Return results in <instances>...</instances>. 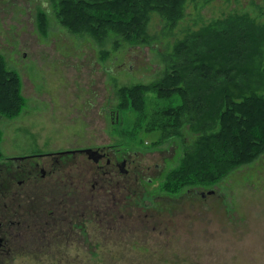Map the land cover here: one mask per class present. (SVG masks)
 Listing matches in <instances>:
<instances>
[{
    "label": "rangeland",
    "instance_id": "obj_1",
    "mask_svg": "<svg viewBox=\"0 0 264 264\" xmlns=\"http://www.w3.org/2000/svg\"><path fill=\"white\" fill-rule=\"evenodd\" d=\"M40 9L49 13L46 36L37 27ZM230 14L246 15L263 25L264 0H191L186 17L173 31L153 13L148 46L123 43L116 51L110 41L104 46L110 56L104 60L101 46L91 37L74 35L60 24L50 0H0V52L20 74L27 100L18 118L0 117L4 156L111 146L113 151L106 150L113 161L116 152L129 157L126 175L117 167L98 169L83 153L58 164L51 155L37 158L50 176L45 188L54 190L49 199L45 197L46 203L73 192L74 187L81 189L82 181L77 180L86 170V176L92 175L93 167L98 173L87 184L93 191L103 188L108 195L122 188L128 196L119 207L123 209L107 211L113 214L109 224L110 215L103 220L107 232H76L70 253L80 257L71 258L70 264H81L82 258L85 264H101L102 259L108 264H264V155L214 187L169 195L160 184L179 164L183 148L195 135L186 126L183 138L172 137L156 147L159 136L144 129L154 112L175 106L177 99L148 94L147 115L142 120L135 113L126 115L125 110L120 117L118 111L119 87L160 80L178 40ZM144 139L146 144L138 143ZM108 170L115 173L107 175ZM70 179L71 186L67 183ZM150 179L155 181L149 185ZM73 202L74 196L67 195L56 208L65 211ZM162 246L170 247V252L177 249V257L164 255ZM12 264L35 262L25 257Z\"/></svg>",
    "mask_w": 264,
    "mask_h": 264
},
{
    "label": "trees",
    "instance_id": "obj_2",
    "mask_svg": "<svg viewBox=\"0 0 264 264\" xmlns=\"http://www.w3.org/2000/svg\"><path fill=\"white\" fill-rule=\"evenodd\" d=\"M50 1L60 24L74 35L91 37L107 59L110 51L104 46L110 41L116 51L123 43L148 46L153 13L161 16L166 29L175 30L186 17L191 0ZM49 20L48 11L40 9L37 27L45 36ZM211 22L175 43L160 80L117 90L120 117L125 110L126 115L137 114L139 120L147 115L148 94L177 99L175 106L157 110L147 120L144 131L159 136L156 147L172 137L183 138L186 126L195 135L183 148L179 164L160 184L169 195L214 187L264 155V24L240 14ZM26 103L20 74L0 52V117L18 118ZM2 134L0 131V159L4 158ZM138 143L144 145L146 140ZM168 249L162 246L160 251L177 257V249ZM101 264L108 263L102 259Z\"/></svg>",
    "mask_w": 264,
    "mask_h": 264
},
{
    "label": "flooded vegetation",
    "instance_id": "obj_3",
    "mask_svg": "<svg viewBox=\"0 0 264 264\" xmlns=\"http://www.w3.org/2000/svg\"><path fill=\"white\" fill-rule=\"evenodd\" d=\"M106 149L114 150L111 146L104 150H97L99 154L95 157L83 151L86 149H80L54 154L4 156L0 159V264H12L15 259L25 257L32 259L35 264H46L48 261L50 264H58L55 260L70 264L71 258L80 257L70 253V248L76 241V232L81 231L83 235H89L91 231L107 232L103 223L106 215L111 214L107 211L123 209L119 207L128 199L122 188L117 194L108 195L103 188H100L98 192L93 191V187L87 186L93 181L96 172L98 173L97 168L93 167L92 175L86 176L88 173L86 170L77 180V182L82 181L81 189L76 190L74 187L73 192L68 191L58 198L54 197L53 200L58 199V203H53L52 199L46 203L45 197L48 198L50 193L54 194V190L45 188L49 182L45 180L50 176L45 169L41 168V162L37 160V158L45 159L51 155L54 163L58 164L70 158V155L83 153L98 166V169L117 167L122 174L129 173L126 169L129 157L116 152L113 161ZM104 159L107 161L103 167L100 163ZM120 161L123 162L120 163ZM105 173L112 176L115 171L108 170ZM40 180L45 182L42 183ZM153 181L155 180L150 179L149 185ZM67 183L71 186L73 182L70 179ZM64 184L66 185V182ZM201 194L206 195L204 192ZM67 195L74 196V202L68 204L65 211L56 208L64 202ZM112 215L109 216L108 224ZM81 260H79L80 263Z\"/></svg>",
    "mask_w": 264,
    "mask_h": 264
},
{
    "label": "water",
    "instance_id": "obj_4",
    "mask_svg": "<svg viewBox=\"0 0 264 264\" xmlns=\"http://www.w3.org/2000/svg\"><path fill=\"white\" fill-rule=\"evenodd\" d=\"M83 151H86L88 154H90L91 157H95L97 154H99V151L94 150V149H86ZM209 193L212 194V193H214V191H211Z\"/></svg>",
    "mask_w": 264,
    "mask_h": 264
},
{
    "label": "bare ground",
    "instance_id": "obj_5",
    "mask_svg": "<svg viewBox=\"0 0 264 264\" xmlns=\"http://www.w3.org/2000/svg\"><path fill=\"white\" fill-rule=\"evenodd\" d=\"M183 2V0H182ZM176 3V2H175ZM180 3V2H179ZM182 5V4H181ZM172 24V23H171ZM172 26V25H171ZM172 28V27H171ZM161 33V32H160ZM100 45V44H99ZM104 51V50H103ZM103 53V52H102ZM103 55V54H102ZM109 55V54H108ZM103 59V58H102ZM105 60V59H104ZM166 65V64H165ZM165 70V69H164ZM134 85V84H133ZM124 89V88H123Z\"/></svg>",
    "mask_w": 264,
    "mask_h": 264
}]
</instances>
